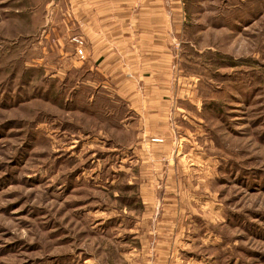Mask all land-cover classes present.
Returning <instances> with one entry per match:
<instances>
[{
	"label": "rangeland",
	"instance_id": "374dc122",
	"mask_svg": "<svg viewBox=\"0 0 264 264\" xmlns=\"http://www.w3.org/2000/svg\"><path fill=\"white\" fill-rule=\"evenodd\" d=\"M118 1L0 0V264H264V0ZM93 8L160 69L77 57Z\"/></svg>",
	"mask_w": 264,
	"mask_h": 264
},
{
	"label": "crops",
	"instance_id": "0c3cea01",
	"mask_svg": "<svg viewBox=\"0 0 264 264\" xmlns=\"http://www.w3.org/2000/svg\"><path fill=\"white\" fill-rule=\"evenodd\" d=\"M114 3L117 5V0ZM93 9L97 12L90 11L83 18L86 63L114 74L115 81L123 83L141 69H160L161 45L170 20H110L99 8Z\"/></svg>",
	"mask_w": 264,
	"mask_h": 264
},
{
	"label": "built area",
	"instance_id": "2783aa9c",
	"mask_svg": "<svg viewBox=\"0 0 264 264\" xmlns=\"http://www.w3.org/2000/svg\"><path fill=\"white\" fill-rule=\"evenodd\" d=\"M75 43H76V53L77 56L81 59V60H85L86 54H85V41L80 38V39H75Z\"/></svg>",
	"mask_w": 264,
	"mask_h": 264
}]
</instances>
